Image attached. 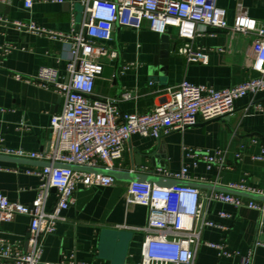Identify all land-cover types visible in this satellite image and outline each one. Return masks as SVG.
Instances as JSON below:
<instances>
[{
    "label": "crops",
    "instance_id": "obj_1",
    "mask_svg": "<svg viewBox=\"0 0 264 264\" xmlns=\"http://www.w3.org/2000/svg\"><path fill=\"white\" fill-rule=\"evenodd\" d=\"M215 2L225 9L229 25L240 3L248 15L264 27V0ZM74 3L35 0L31 7L25 8L23 0H0V14L5 18L33 20L57 34L54 37L37 35L0 23V47H11L8 54L0 56V148L35 151L50 148V117L61 110L62 96L51 87L17 80L13 75L34 76L40 66L46 65L58 68L63 79L67 78L65 64L69 59V44L58 35L66 36L77 31L86 20L81 5ZM253 41L251 33L198 24L192 44L207 51L208 61L186 62L176 52L182 40L175 27L156 32L146 21H142L138 29L114 26L113 37L107 45L117 51V56L104 61L103 72L95 80L93 97L114 99L119 113L146 112L162 100L165 88L176 86L183 79L216 89L238 84L256 75L250 69ZM125 92L129 94L127 98L122 97ZM253 102L264 103V92L235 99L234 112L228 120H204L197 115L194 125L171 130L158 139L132 134L123 143L121 157L114 161L113 169L131 171L135 150L145 152L159 145L161 151L153 158L156 166L150 169L149 158H142L141 172L161 175L165 171L176 172L184 164H190L184 147L200 150L219 148L225 152V167L218 172L214 167L207 169L202 161L196 166L189 165V182H201L203 185L199 188L203 194L214 190L209 184L242 185L249 191H262L264 118L253 111ZM258 156L262 159L257 160ZM22 159L24 162L0 159V192L10 201L28 205L36 196L38 178L27 170L40 168L45 162ZM127 183L116 179L110 186H77L74 202L63 211L64 219L43 238L42 259L55 261L73 254L76 260L91 264L138 261L143 232L134 227L146 222L148 208L126 202ZM242 198L243 201L250 199ZM54 199V189H51L46 209L52 206ZM220 211L229 216L220 217ZM206 214L225 228L204 227L202 240L223 242L228 250L238 254L219 255L215 248L201 244L195 252L193 264H240V256L248 250L252 252L251 264H264V216L261 221L257 210L244 204L237 207L221 201H212ZM28 225L29 217L17 214L9 221H0V235L7 243L26 250L24 243Z\"/></svg>",
    "mask_w": 264,
    "mask_h": 264
},
{
    "label": "built area",
    "instance_id": "obj_2",
    "mask_svg": "<svg viewBox=\"0 0 264 264\" xmlns=\"http://www.w3.org/2000/svg\"><path fill=\"white\" fill-rule=\"evenodd\" d=\"M34 1L23 0V5L29 8ZM40 1L79 2L86 20L77 31L66 36L58 35L69 44L66 79L60 75L58 68L46 65L40 66L34 76L13 75L17 80L53 88L62 96L63 102L61 110L50 117L51 146L47 151L0 148L1 154L10 157L46 163L40 168L27 170L38 178L37 193L31 204L10 201L0 192V221H9L17 214L29 217L26 250L7 243L0 235V264H91L76 260L73 254L61 256L55 261L42 259L43 238L64 219L63 211L74 202L77 186H110L116 181L111 174L76 170L71 166L113 169L114 161L121 157L123 143L132 134L158 139L171 130L194 125L197 115L204 120L231 115L235 99L264 92V27L249 16L240 3L229 25L225 9L218 6L215 0ZM142 21H146L149 28L156 32H163L169 26L175 27L177 36L182 40L176 52L186 62L208 61L207 51L192 44L198 24L242 34L251 33L254 41L250 69L256 75L219 89L183 79L176 86L165 88L162 100L151 110L119 113L114 99L93 97L95 80L103 72L104 61L117 56V51L107 45L113 37L114 24L138 29ZM0 23L37 35H57L33 20H9L0 14ZM10 49L8 45L1 46L0 56L8 54ZM128 96L127 92L122 94L124 98ZM252 109L264 118V103L253 102ZM184 150L190 164H184L176 172L165 171L161 176L190 181L188 167L196 166L199 161L207 169L214 167L218 172L225 167V152L222 149L184 147ZM228 187L249 191L242 185L229 184ZM51 189H54L55 199L52 206L46 209ZM257 193L264 195V190ZM125 200L146 206L148 217L144 224L134 227L143 232L139 260L124 264H193L195 252L201 244L215 248L219 255L238 254L228 250L223 242L201 238L206 226L225 228L207 217V206L212 201L237 207L244 204L257 210L261 221L264 216V200L250 198L243 201L242 196L217 190L203 194L198 186L188 183L158 185L131 181L126 186ZM218 215L229 216L222 211ZM251 253L248 250L241 255L240 264H251Z\"/></svg>",
    "mask_w": 264,
    "mask_h": 264
},
{
    "label": "water",
    "instance_id": "obj_3",
    "mask_svg": "<svg viewBox=\"0 0 264 264\" xmlns=\"http://www.w3.org/2000/svg\"><path fill=\"white\" fill-rule=\"evenodd\" d=\"M74 4L79 5V2H75ZM114 26H117V24H114ZM168 52V47L165 49V54ZM228 120L229 115H224L222 117H215L209 120ZM49 133V131H48ZM161 151V148L159 145H156L153 149L147 150L145 152H139L137 150L132 153V161L130 163L131 165V171H123V170H118V169H105L101 167H87V166H71L73 169L76 170H83L87 172H99L103 174H111L114 176L117 180L121 181H126V182H131V181H143V182H154L158 185H172V184H179V183H188L192 185H196L198 187H201L203 184L201 182H189V181H181L177 179H172V178H167L161 175H153V174H145L142 173L141 167H142V158H149V168L151 169L152 167L156 166L154 163L153 158L158 156V153ZM0 159L7 160V161H12V162H24V159L21 158H16V157H10V156H4L0 154ZM46 164V163H45ZM44 164V165H45ZM158 167H166L165 165H157ZM135 168V170H134ZM212 189L217 190V191H224L228 193H232L235 195L243 196V197H249L253 199H258V200H264V195L258 194L257 192L253 191H246V190H239L236 188H230L228 186H214L213 184H209ZM264 231V228H263ZM28 237L29 233L26 234L25 236V243L24 246L26 247L28 243Z\"/></svg>",
    "mask_w": 264,
    "mask_h": 264
},
{
    "label": "rangeland",
    "instance_id": "obj_4",
    "mask_svg": "<svg viewBox=\"0 0 264 264\" xmlns=\"http://www.w3.org/2000/svg\"><path fill=\"white\" fill-rule=\"evenodd\" d=\"M255 76V75H254Z\"/></svg>",
    "mask_w": 264,
    "mask_h": 264
}]
</instances>
